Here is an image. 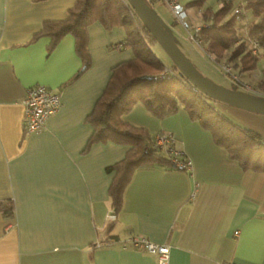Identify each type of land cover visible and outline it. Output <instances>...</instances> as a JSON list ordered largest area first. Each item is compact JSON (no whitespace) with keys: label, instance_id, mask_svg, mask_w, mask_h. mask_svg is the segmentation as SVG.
<instances>
[{"label":"crops","instance_id":"1","mask_svg":"<svg viewBox=\"0 0 264 264\" xmlns=\"http://www.w3.org/2000/svg\"><path fill=\"white\" fill-rule=\"evenodd\" d=\"M74 2L0 0V202L12 201L11 215L0 211V264H156L155 255L130 244L134 237L168 245V264H264V181L244 172L183 109L158 118L137 102L120 116L153 136L171 134L191 166L135 169L116 219H106L114 173L107 167L128 146L90 143L88 116L112 67L133 51L116 47L124 30L94 21L89 65L72 79L82 64L74 37L65 34L49 52L50 38L34 37L45 21L65 19ZM38 85L56 91L61 106L41 130L26 133L23 101ZM218 108L264 136V114ZM108 228L117 242L102 243Z\"/></svg>","mask_w":264,"mask_h":264},{"label":"trees","instance_id":"2","mask_svg":"<svg viewBox=\"0 0 264 264\" xmlns=\"http://www.w3.org/2000/svg\"><path fill=\"white\" fill-rule=\"evenodd\" d=\"M144 1L150 9L155 2H159ZM216 1L219 3L216 9L204 5L203 0L187 2L188 6L204 5L202 19L205 24L198 34L203 48L215 60L222 59L227 53L223 59L234 62L235 67L241 65L242 70L258 69L261 62V77L256 86H264V0ZM236 8H240L238 13L234 12ZM247 15L251 20H247L246 33L242 35L238 23L247 19ZM94 21L102 23L108 31L124 30L125 38L116 47L122 49L128 46L133 51L131 59L112 67L105 90L88 116L93 126L90 143L110 141L128 146L125 156L107 167L108 171L114 172L108 195L115 215L121 207L123 190L135 169L163 166L186 170L176 166L164 149L153 146L154 136L146 128L134 127L121 120L120 116L137 102L158 118L172 115L179 109L185 110L191 120L210 132L214 143L222 147L244 172L257 175L264 181V136L230 119L218 108V104L224 102L200 92L171 61L167 65L157 57L153 47L158 43L126 0H75L65 19L45 21L34 39L49 37V52L62 36L71 34L82 61L72 77L74 79L89 65L87 28ZM248 39L255 40L259 45L256 53H252ZM239 72H242L241 69ZM0 203L1 211L11 215L12 201ZM109 229L101 238L104 244L118 241L116 235L109 234Z\"/></svg>","mask_w":264,"mask_h":264},{"label":"built area","instance_id":"3","mask_svg":"<svg viewBox=\"0 0 264 264\" xmlns=\"http://www.w3.org/2000/svg\"><path fill=\"white\" fill-rule=\"evenodd\" d=\"M159 2L165 4L170 12L172 13L174 19L184 26L187 31L188 39L195 41L199 46L201 44V39L198 38V34L201 27L205 23H190L186 21L188 17V12L181 2V0H158ZM240 8L234 9L235 13H238ZM249 47L252 53L258 51L259 45L255 40L248 39ZM221 69L232 77L234 80L241 81L240 66L235 67L232 63L221 61L219 62ZM243 87L250 93L264 97V90L255 88L249 84L243 83ZM24 130L26 133L37 132L42 129L44 120L57 112L60 109L61 102L59 95L56 91L49 89L45 86H35L30 88L24 98ZM153 146L155 148L164 149L170 156L171 161L175 163L176 166L189 169L191 166V161L188 158L181 157L178 150L174 149L172 146L173 137L168 133H158L153 138ZM1 211V203H0ZM116 215L114 211H110L106 215L108 221H114ZM130 244L138 249H142L145 252L155 255L156 264H168L169 263V253L170 247L165 244L155 243L145 237H134L130 240ZM222 264H237L233 261H225Z\"/></svg>","mask_w":264,"mask_h":264},{"label":"rangeland","instance_id":"4","mask_svg":"<svg viewBox=\"0 0 264 264\" xmlns=\"http://www.w3.org/2000/svg\"><path fill=\"white\" fill-rule=\"evenodd\" d=\"M189 1V0H188ZM184 2V1H183ZM182 2V3H183ZM205 2V0H203ZM216 0H208L209 6L211 9H216L219 7V3H216ZM185 8L188 12V17L186 21L190 23L200 24L203 22L202 15L204 13V5L202 6H192V10H189V6L187 2H184ZM151 10L153 14L156 16L157 20L166 30L168 35L174 41L176 46L180 49V51L189 59V61L193 64V66L210 82L223 86L228 89H235L238 92H247L246 89L243 87V83L249 84L255 88H259L264 90V86L257 87L258 81V71L257 69L254 70H242L241 69V81L234 80L228 74L224 73L221 69L219 62L226 61L225 56L220 60H215L210 53H208L202 45H198L195 41L189 40L187 31L182 25V23L176 21L170 12L169 8L161 3L155 2L152 5ZM190 14V15H189ZM249 15V14H248ZM247 15V16H248ZM248 21L251 19L250 16L247 17ZM242 23L239 25L240 34L244 35L246 31V24L248 21L245 19L241 20ZM153 51L157 57H159L165 64H170V58L166 54V52L162 49V47L157 44L153 47ZM214 56V55H213ZM219 61V62H218ZM233 65L234 62H231ZM235 66V65H234ZM110 223H108L109 225ZM116 228V227H115ZM114 229V228H113Z\"/></svg>","mask_w":264,"mask_h":264},{"label":"water","instance_id":"5","mask_svg":"<svg viewBox=\"0 0 264 264\" xmlns=\"http://www.w3.org/2000/svg\"><path fill=\"white\" fill-rule=\"evenodd\" d=\"M144 27L166 52L171 62L191 85L206 96L234 107L264 114V97L248 92H238L214 84L206 79L180 51L166 30L157 20L144 0H126Z\"/></svg>","mask_w":264,"mask_h":264}]
</instances>
